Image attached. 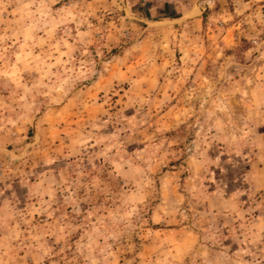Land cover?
I'll list each match as a JSON object with an SVG mask.
<instances>
[{
    "label": "rangeland",
    "instance_id": "1",
    "mask_svg": "<svg viewBox=\"0 0 264 264\" xmlns=\"http://www.w3.org/2000/svg\"><path fill=\"white\" fill-rule=\"evenodd\" d=\"M0 264H264V0H0Z\"/></svg>",
    "mask_w": 264,
    "mask_h": 264
},
{
    "label": "trees",
    "instance_id": "2",
    "mask_svg": "<svg viewBox=\"0 0 264 264\" xmlns=\"http://www.w3.org/2000/svg\"><path fill=\"white\" fill-rule=\"evenodd\" d=\"M203 15V14H202Z\"/></svg>",
    "mask_w": 264,
    "mask_h": 264
}]
</instances>
